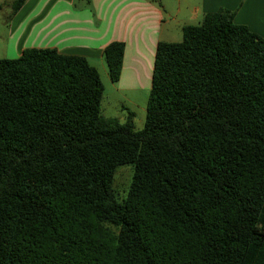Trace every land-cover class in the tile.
I'll return each mask as SVG.
<instances>
[{"label": "trees", "instance_id": "obj_1", "mask_svg": "<svg viewBox=\"0 0 264 264\" xmlns=\"http://www.w3.org/2000/svg\"><path fill=\"white\" fill-rule=\"evenodd\" d=\"M104 90L54 49L0 61V264H264V39L220 11L160 42L143 130Z\"/></svg>", "mask_w": 264, "mask_h": 264}, {"label": "crops", "instance_id": "obj_2", "mask_svg": "<svg viewBox=\"0 0 264 264\" xmlns=\"http://www.w3.org/2000/svg\"><path fill=\"white\" fill-rule=\"evenodd\" d=\"M220 11L264 39V0H26L12 17L6 58L17 59L26 49H54L85 58L115 93L150 95L158 44L180 43L183 28L198 26ZM114 42L125 45L116 86L104 59ZM115 106L122 117L131 112L123 102Z\"/></svg>", "mask_w": 264, "mask_h": 264}, {"label": "rangeland", "instance_id": "obj_3", "mask_svg": "<svg viewBox=\"0 0 264 264\" xmlns=\"http://www.w3.org/2000/svg\"><path fill=\"white\" fill-rule=\"evenodd\" d=\"M17 1L18 0H0V61L3 59H7L6 49L10 35V23L12 21V17L17 13H14L13 8L14 4ZM182 39V37L179 39L180 42L182 41ZM103 83L105 88L102 101L103 115L120 118V122L124 123L126 121V116L128 113L123 112L122 117V112H119L115 106L116 104L123 102L125 106L128 107L129 111H131L135 115L134 123L136 130H143L145 126L149 93L121 90H119L118 93H115L116 91L114 90L112 83L107 82L106 80ZM116 85L117 82L114 83V86ZM109 111H111L112 113ZM132 174L133 170L129 165L121 166L117 169L114 181V189L117 191L120 198H124L126 196L129 190Z\"/></svg>", "mask_w": 264, "mask_h": 264}]
</instances>
